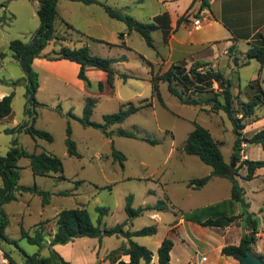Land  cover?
Instances as JSON below:
<instances>
[{
  "label": "rangeland",
  "instance_id": "1",
  "mask_svg": "<svg viewBox=\"0 0 264 264\" xmlns=\"http://www.w3.org/2000/svg\"><path fill=\"white\" fill-rule=\"evenodd\" d=\"M123 1L125 0H108V3L117 6ZM38 8L39 4L36 1L0 0V89L8 95L15 93L11 116L0 121V155H7L13 141L17 139L19 145L30 153L46 152L57 156L63 163L64 178L35 176L29 159L23 158L19 161L20 184L31 187L37 185L53 195L47 206H43L41 197L29 193L19 195L18 201L4 206L10 220L6 235L16 243H1L0 264H5L1 247L10 253L15 264H24V253L47 257L50 241L57 229V216L63 210L87 209L93 221L97 222L100 215L97 208H107L109 212L102 218L103 227L112 228L124 223L128 218L125 204L129 196L133 198L134 208L154 207L159 201L166 204V210L145 212L142 216L129 221L125 227L126 230L135 232L145 227L156 226L155 235L133 237L134 242L153 252L155 261L158 262V245L165 238H171L175 243L171 253L174 264H186L190 255L197 252L211 256L212 248L216 246L213 237L215 241L218 238L217 231L208 229L207 232H200L191 229L187 232L192 240L190 241L182 230L179 235L173 227L186 215L226 202L231 196L232 182L227 178L213 177L211 182L200 189L188 187L190 181L210 175L213 169L197 156L187 154L185 145L195 124H198L210 131L213 138L220 143L225 161L233 164L235 135L232 123L224 112L214 113L210 111L209 106L194 107L182 104L169 92L167 83L163 82L158 83L164 102L161 104L153 95L152 75L159 76L166 70L162 65L152 64L151 59L155 60V50L146 44L140 34L132 33L131 42H127L128 37L118 33L121 25L129 32L123 22L115 21L117 25L108 24L105 22L106 19L109 20L108 16L101 9H98L100 14L96 13L93 16V9L88 12L73 10L70 13L67 9L61 8L62 15H66L76 26L73 29L68 28L59 16L55 22L54 39L34 65L40 83L36 97L39 102L47 104V107L36 109V127L49 132L53 142L34 139L24 131L16 134L6 132L31 121V118L25 115L27 80L19 63L12 58L10 44L14 40L31 42L41 24L37 14ZM99 24L101 26L97 27ZM77 27L87 29L93 37H105L109 43L117 45L118 42L119 47L114 48L115 45H111V49L100 47L99 51L104 53L106 58L128 56L126 62L114 64L117 75L113 86H110L108 81L89 79L91 86L88 87L77 79V75L74 77V72L69 66L47 60L61 47L74 49L90 43L94 50L97 49L96 44L88 40L87 35L78 32L80 30ZM155 41L157 42V37ZM1 54L5 56L2 58ZM244 63L246 61H243ZM186 64L187 69L197 65L196 62ZM207 68L205 67V70ZM259 68L260 64L256 60H251L249 65L237 67L234 71H230L228 67L220 70L232 81L234 89H240L242 92L236 101V109L240 110V102H248L258 95L260 86L263 88L262 82L260 86L251 87L256 83L254 78L258 76ZM59 73H64L66 78L58 76ZM122 74L130 78L125 80L121 77ZM234 92L236 94L237 91ZM188 95L195 96L194 93ZM89 97L96 101L91 120L97 123H103L104 116L117 113L130 104L144 106V109L130 116L124 123L111 126L109 131L113 132V135L108 138L100 130L85 128L78 120L67 116L72 111L81 119L86 99ZM59 106L64 116L57 111ZM262 117L264 105L256 111L253 118L245 120L246 128L243 131L245 137L253 135L254 127L251 126L253 120ZM248 124L250 126L247 127ZM69 125L72 129L71 138L76 143L81 158L68 155L66 139ZM120 130L133 132L141 138L155 141L156 144L120 137L116 134ZM113 147L126 156L124 169L114 160ZM255 147L244 144L242 160H264V152L257 151ZM239 164L236 167H239ZM238 172L240 175L236 180L240 184V178H243V184L248 190L246 199L252 201L253 210L257 211L261 202H264V190L259 195H252L251 191L264 188V176L246 180V167L238 168ZM63 192L69 193V196L58 195ZM261 208L264 209V206ZM242 210L241 207L240 212ZM263 213L264 211L260 213V217L252 213L255 215L253 218L263 224L262 233L258 232L256 235L259 242L255 247L259 248L264 246ZM239 219L232 224L237 226L235 231H239L238 227L242 226L244 231L250 233L252 225L245 217ZM41 223L42 226H39ZM22 227L31 233L37 228H44L47 235L45 247L40 250L23 239ZM220 241L222 242L221 239ZM127 245L128 240L121 236L104 237L101 242L98 239L81 238L67 245H60L59 253L73 264H117L114 259L119 257L120 260H124L125 256L109 255L112 251L123 249ZM255 254L264 263V254L260 255L256 251Z\"/></svg>",
  "mask_w": 264,
  "mask_h": 264
},
{
  "label": "trees",
  "instance_id": "2",
  "mask_svg": "<svg viewBox=\"0 0 264 264\" xmlns=\"http://www.w3.org/2000/svg\"><path fill=\"white\" fill-rule=\"evenodd\" d=\"M36 1L39 4L37 11L40 19V27L32 37L30 43H24L21 40H14L10 44L12 58L17 61L26 77V105L25 115L31 118L30 123L17 129H8V134H16L24 131L34 139H42L49 143L53 142L52 135L44 130L36 127L38 107H47V104L41 103L37 100V92L40 88L39 74L34 69V62L40 58L43 51L48 47L50 42L54 39L55 22L57 21L58 2L60 0H29ZM71 2H78L85 5H99L103 7L107 15L117 21L126 24L129 32L135 31L142 36L146 44L150 48H154L153 32L161 26V22L169 25V18L167 14L157 17L153 23H143L136 20L130 14L122 10L113 8L100 0H66ZM198 1V0H195ZM202 2L200 15L205 8H210L211 0H200ZM65 25L73 29V26L63 21ZM181 21H179L180 23ZM171 34V28L164 30V36L167 40ZM123 36V35H121ZM233 53V48L230 49ZM5 55L1 54L3 58ZM248 60L243 65H248L249 61L255 59L260 64L264 65V44L252 45L246 53ZM52 62L69 61L76 63L80 66L78 72V79L84 82L88 87L91 86V81L87 76V68H96L107 74L108 84L113 86L115 77L117 75L114 69V64L119 62H126V56L119 59L106 58L95 55L91 52L89 47L84 46L81 48L71 49L69 47H61L54 53V56L47 58ZM235 67H240L237 58H234ZM197 65H192L187 69L186 62H179L171 65V67L159 76L152 77L153 95L158 101L163 104V98L159 89V82L167 83L169 92L179 99L182 104L189 106H209L210 111L214 113L224 112L233 126V133L235 135V143L233 147V164L225 161L221 145L212 136L209 130L195 124L194 130L189 134L185 151L189 155L197 156L203 163L212 167L213 171L210 175L201 179H195L189 182L188 187L193 189H200L206 186L213 177L227 178L232 182L231 199L226 202H221L215 206L206 207L202 210L184 216L186 221L196 223L204 228H221L224 229L234 224L239 218L245 217V220L252 225L251 232L245 234L239 245H227L223 247L222 256L232 257L240 264H243V258L248 252L255 254V245L257 244V234L259 229V222L253 218L254 214L249 212L250 204L246 202L244 188L241 187L236 178L240 175L238 168L246 167L247 175L246 180H253L256 171L264 168V160H242L241 152L243 145H260L264 151V130H261L251 137H245L243 131L246 128L245 120L252 118L257 109L264 105V92L261 90L258 95H255L248 102H238L240 110L236 109V101L238 96L233 91V83L230 79L226 78L222 71H215L212 68H207V64L196 62ZM121 77L125 80L130 77L122 74ZM217 86V88H215ZM102 87V84H100ZM189 93H194L195 96H189ZM15 93L5 96L0 100V121L11 116L13 108V99ZM96 101L93 98L86 99L84 108V115L78 119L72 111L67 116L72 119L78 120L83 127H92L100 130L106 137L111 138L113 132L109 128L115 124L124 123L130 116L136 114L144 109V106H134L130 104L127 108H121L117 113L104 116L103 123L93 122L91 120ZM60 115L64 116L60 106L57 108ZM120 137L130 139H140L155 145L156 142L147 138H141L133 132H126L120 130L116 133ZM72 129L70 125L67 127V152L70 157L81 158V154L77 149L76 143L72 140ZM112 156L115 161L119 162L121 168H125L126 156L113 147ZM23 158L30 160V167L35 176L55 177L63 175L62 161L52 154L30 153L19 145L18 140L13 141V146L5 156L0 155V245L1 243L14 244L16 242L10 240L6 235V230L9 226L10 220L6 213L4 206L12 202L18 201V196L23 194H32L42 198L43 206H47L51 202L52 193L39 188L37 185L25 186L20 184L21 168L19 161ZM240 163V164H239ZM239 164V167H236ZM58 195L69 196V193H59ZM239 203L243 210L242 214L236 216L234 211L226 212L225 207ZM232 208V207H231ZM164 211L166 204L164 201H159L154 207H133V198L127 197L125 204V212L128 216L127 220L112 228H105L102 226V218L107 215L109 209L98 207L99 217L97 222H94L91 214L87 209H68L61 211L57 216V229L54 233L49 244V255L42 257L40 254L28 255L24 253V264H73L66 260L56 249L55 246L67 245L76 239H98L99 242L104 237H124L128 240V245L123 249H117L111 252L109 257L114 255H124L129 258L128 262L120 260L119 257L114 259L117 264H151L153 261V252L147 247L139 245L133 241V237L152 236L157 233L156 226L142 228L139 231L131 232L126 230L128 222L142 216L145 212L150 211ZM43 223L39 224L42 226ZM22 238L26 239L30 245L38 247L42 250L46 244V233L44 228H37L33 233L21 228ZM174 248V242L171 238H165L158 249L159 264H172L171 253ZM3 258L8 264H15L9 252L1 247Z\"/></svg>",
  "mask_w": 264,
  "mask_h": 264
},
{
  "label": "crops",
  "instance_id": "3",
  "mask_svg": "<svg viewBox=\"0 0 264 264\" xmlns=\"http://www.w3.org/2000/svg\"><path fill=\"white\" fill-rule=\"evenodd\" d=\"M100 1H103L109 5L108 0ZM201 5L202 2L200 0H125L117 6H109L122 10L123 12L130 15L132 13H135V15L132 14L131 16L143 23H153L157 17H160L164 14L168 15L169 25L161 22L160 28L153 32L155 47L152 49L155 50V60L151 59L152 64L162 65L164 66L166 71L171 67V65L179 62H201L207 64L208 68H212L215 71L222 70L224 69V67H228L230 71H234L236 69L233 61L234 58L238 59L240 66H246L243 65V61H248L246 59V53L252 47V45L257 44L262 46L264 44V0H211L210 8L203 9L202 13L197 17V14L200 12ZM57 8L58 14L61 17L62 21L67 22L73 27L76 26V24L70 21V19L67 18L66 15H62L61 8L63 10L67 9L70 13L73 10L88 12L93 9V16L96 13L100 14L98 9H101L105 14H107L103 7L99 5H85L82 3L66 0H60L58 2ZM133 10H135L136 12H134ZM86 16L89 15L86 14ZM108 19L109 20L106 19L105 22H107L108 24L117 25L115 22L117 20L112 19L109 16ZM197 19L201 20V25L199 27L194 26V21ZM179 21L181 22L179 23ZM100 26V24L97 25V27ZM124 27L122 25L119 26L118 33L125 37H128L126 41L129 42L130 38L132 37V33H134L135 31L127 32L126 28ZM168 27L171 28V34L166 40L164 36V30H168ZM77 28L78 30H80L78 32H82V34L87 35L89 37L88 40H91L94 44H96V51L94 50V47H92V44L87 43L85 45L89 47L91 52L95 55L107 57L106 55H104V53H101V51H99L100 47H108L109 49H111L110 46L116 44L109 43L105 40V37H93L87 31V29H81L80 27ZM156 37L157 42L155 41ZM115 47H119L118 42L117 45L114 46V48ZM231 48H233V53H230ZM122 56H126L128 59L127 55H120V57L112 58L119 59ZM36 61L37 59L35 60L34 65ZM57 63H62L61 65L63 66H69V68H71L74 72V77L78 75L80 69V66L78 64L65 60L58 61ZM249 64L250 61L248 65ZM86 73L91 81H108L107 74L99 69L87 68ZM58 76H60L61 78H66V75L64 73H59ZM254 80H256V83L251 86L252 88H254L255 85L260 86L261 82L264 85V65L260 64L258 76L255 77ZM263 88L260 86V91L262 90L264 92ZM235 90L237 91L236 95H240L241 97L242 92L240 91V89H234L233 87V91ZM7 95L8 93H5L4 90L0 89V100ZM263 123L264 117L258 120H253V122L251 123V126L254 127L252 133L253 135L261 130H264ZM248 126L250 125L248 124L247 127ZM255 146V149H257V151H263L261 150L262 148L260 145ZM262 176H264V168L256 171L254 179H258ZM212 180L213 178L209 182H211ZM240 184L244 188L246 199V197L248 196V190L243 184L242 177L240 178ZM263 190L264 188H256L253 189L251 193L252 195H259V193ZM230 199L231 196L227 198V201H229ZM246 202L250 204V212L256 213L258 215L257 217H260V213L264 211V209L261 208V206H264V202H261L260 207L257 211L253 210L252 201L246 199ZM241 207L242 206L240 204L236 203L233 204V206H227L225 210L226 212L234 211V214L238 216L240 215V213H242L240 212ZM240 221L241 220L239 219V222ZM259 223L260 225L258 232L262 233L261 229L263 227V224L261 221ZM174 227L173 229H176L177 234L180 235V233L183 231L189 240L190 238L188 237L187 232H189V230L191 229L198 230L200 232H207L208 229L217 231V240L215 241V237H213L214 244H216V246L212 248L213 254L209 256L206 253L197 252L194 255H190V257L185 262L186 264H240L232 257L222 256L221 251L223 247L227 245L240 244L242 237L245 234L249 233V231H244L242 229V226L238 227L239 231H235V228H237V226L235 225L228 226L224 229L209 227L204 228L196 223L186 221L185 218H181L174 225ZM220 239L222 240V242L220 241ZM257 239V242H259V238ZM160 245L161 243L158 246L160 247ZM59 246L60 245L55 246V249L58 252ZM255 251L258 254H264V246L260 248L259 246H256ZM1 254L3 255L2 252ZM202 258H206V261H202ZM123 261L128 262L129 258L125 256ZM4 262L5 264H8L5 260ZM171 262L172 264H174L173 254L171 256ZM151 264H159V261H155V258L153 256V261Z\"/></svg>",
  "mask_w": 264,
  "mask_h": 264
},
{
  "label": "water",
  "instance_id": "4",
  "mask_svg": "<svg viewBox=\"0 0 264 264\" xmlns=\"http://www.w3.org/2000/svg\"><path fill=\"white\" fill-rule=\"evenodd\" d=\"M243 264H264L262 259L256 257L251 252H248L247 255L243 258Z\"/></svg>",
  "mask_w": 264,
  "mask_h": 264
},
{
  "label": "built area",
  "instance_id": "5",
  "mask_svg": "<svg viewBox=\"0 0 264 264\" xmlns=\"http://www.w3.org/2000/svg\"><path fill=\"white\" fill-rule=\"evenodd\" d=\"M201 25V20L197 19L194 21V26L199 27ZM202 261H206V258H202Z\"/></svg>",
  "mask_w": 264,
  "mask_h": 264
}]
</instances>
